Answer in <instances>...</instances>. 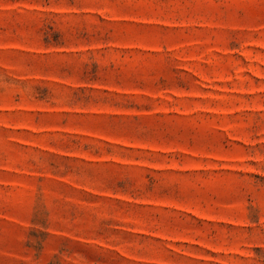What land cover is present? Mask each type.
I'll return each instance as SVG.
<instances>
[{
  "label": "rangeland",
  "instance_id": "374dc122",
  "mask_svg": "<svg viewBox=\"0 0 264 264\" xmlns=\"http://www.w3.org/2000/svg\"><path fill=\"white\" fill-rule=\"evenodd\" d=\"M0 264H264V0H0Z\"/></svg>",
  "mask_w": 264,
  "mask_h": 264
}]
</instances>
